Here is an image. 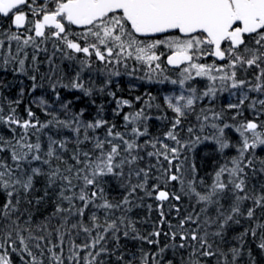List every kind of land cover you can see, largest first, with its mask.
Instances as JSON below:
<instances>
[{
    "label": "snow or ice",
    "instance_id": "obj_1",
    "mask_svg": "<svg viewBox=\"0 0 264 264\" xmlns=\"http://www.w3.org/2000/svg\"><path fill=\"white\" fill-rule=\"evenodd\" d=\"M0 17L10 18L9 26L0 28V72L26 76L32 92L42 86L34 73L48 42L62 59L79 65L68 83L50 85L56 100L57 87L92 97L93 87L81 74L93 64L108 77L100 93L121 68L129 69V61L147 69L150 82L179 88L164 96L173 116L157 117L170 122L162 137H151L147 126L146 109L155 97L123 113L120 130L101 115L102 104L85 120L84 109L73 113L72 101H61L70 113L61 119L40 97L33 102L48 117L41 121L30 106L25 115L18 112L23 88L17 98L0 96V132L8 133L0 135V264H15L14 257L21 264H238L249 238L264 253V182L259 188L251 182L264 176V98H259L264 96V0H0ZM165 65L179 70L177 78L166 74ZM196 80L206 83L198 89ZM225 91L239 92L238 102L227 104L229 118L211 107L197 111L205 99L211 102ZM107 95L116 100L115 116L133 107L112 91ZM246 101L253 118L244 116ZM193 114L197 124L185 130ZM53 129H66L75 138L71 163L63 157L68 139L45 132ZM184 131L187 139L180 135ZM41 135H47L46 148ZM206 143L222 161L210 182L199 176L194 162L185 166V153ZM37 179L44 190L33 197ZM172 184L180 186V194L169 189ZM106 185L120 191L119 200L110 198ZM145 197L157 202L159 220L143 234L131 213L145 206ZM183 197L193 207L181 215ZM52 198L54 210L42 222L23 206ZM147 208L150 214L152 205ZM173 212L175 223L168 219ZM242 222L247 226L228 243V233ZM122 239L139 242V255L126 259ZM247 256L248 264H257L250 249Z\"/></svg>",
    "mask_w": 264,
    "mask_h": 264
},
{
    "label": "trees",
    "instance_id": "obj_2",
    "mask_svg": "<svg viewBox=\"0 0 264 264\" xmlns=\"http://www.w3.org/2000/svg\"><path fill=\"white\" fill-rule=\"evenodd\" d=\"M9 20H10V18L0 17V28H7L9 26ZM53 53H54V50L52 48H50V51H48V54L53 55ZM53 57H56V56L53 55ZM36 63H37V66L39 68V71L34 73V74L37 75L38 83L42 86L38 87L35 92L31 91L32 81H30L26 76H18L16 74H14L11 70H9L8 72H0V82H2V84L11 85V87L0 86V96L7 97V99L11 100L13 98L19 97V90L21 88L24 89V95L22 97L23 103L18 108V112L21 115H25V113H24L25 107L30 106L33 109V111H35L37 113V115L39 116L41 121L48 119V117L44 116V114L40 110V108L37 107V104L33 102V101L38 102V99L40 97H43L45 100H47L48 103L51 105L52 109L55 110L57 113L61 112L60 115L63 117L65 115H69L70 113H63L64 111L60 107L61 101L71 100L72 101V104L70 105L71 112L74 113V112H78L81 109H84L85 114H84L83 119H85V120H88V119L95 117L97 107L102 104L104 107V111H103V113H101V115L105 119H108L110 122L115 123L117 125L118 129L123 130V120H122L123 113L121 114V116H115L112 107H109L107 105L105 96L100 95L98 92L97 93L94 92V95L92 97H86L81 92L70 91V90L65 89V88L57 87L56 91L59 92V94H60V100H56L55 93L52 91L50 85L53 83H57V82L68 83L69 80L71 78H73L74 75L72 76V74H70L67 70H65V71L61 70L62 72H60L57 69L58 67L51 66V65H50L51 66L50 67L49 64H47V63H42V62H36ZM28 64H29V67H31V58L29 59ZM57 65H59V64H57ZM165 67H166V65H165ZM30 74H33V73L30 72ZM248 78L249 79L252 78L250 74H249ZM103 84H104V82H103ZM99 86H100V88H102V82L98 79L96 81V84H94L92 86L93 91H95V89L96 90L99 89ZM109 90L112 92L122 93V92H128L129 88L123 84L120 85V83H119L118 85H111V87L109 86ZM141 90H143L145 93V95L142 99V103H140V107L142 108V107H145V101L148 97H157V95H158L157 92L159 91V88H156V87H150L149 88L145 83L143 85V88H141ZM258 95H256V93H251V98L252 97L257 98ZM102 96H104V97L102 98ZM77 97H79V99H77ZM106 97H108V96H106ZM262 97L263 96H260L259 98H262ZM92 100H95L96 103L92 104L91 103ZM155 105H157V104H154V106ZM159 105L162 109H166L164 103H162L161 101H160ZM206 105L207 104L202 103L201 105L198 106L197 111H199V107H211V108L214 107V105H211V104L207 105V106ZM146 111H147L148 115L151 117V119H149V122L147 124L149 127V133L151 134V132L154 131V128H156V126H155L156 121L155 120L159 115H161L159 113L161 111L158 112L156 110L153 111L151 109H146ZM217 111H223L225 113L226 118H228L227 117V114H228L227 108H226V106H224V104L217 107ZM230 112H232V111H230ZM161 113H163V112H161ZM166 115H167V117H169V119L173 116V114L171 112H166ZM244 116L248 117V118H253L252 116H250L248 110H246V112L244 113ZM193 118H195V114L190 116V119H193ZM187 125H188L187 122H185L184 126H187ZM65 130L66 129H61V130L57 131V130L53 129L51 131L45 130V132L52 135L53 138L57 139V140H61L63 138L73 139V138H71L72 135L67 134L65 132ZM102 132H103V129L99 130L98 133H102ZM164 132H165V130L163 132H161V134H163ZM0 135H8V133L5 130V131L0 132ZM41 142H42V144H44V146L46 148L47 147V135H41ZM67 147H68V151L63 153V157L65 160H68L69 163H71L70 156L72 154V150L76 147L75 142L70 141L67 144ZM4 155H6V154H4ZM261 156L264 157V153H261ZM192 162H194L196 164L199 176L204 177L206 182H210L211 181V175H212L214 169L222 161H221V158L219 157V155L214 152L213 146L210 145L208 147L206 146L205 149H202L200 152L194 153L189 158L188 161H185V166L187 167V165L189 163H192ZM256 179H260V180H262V182H264V176H262V175H257L256 177H254L252 179L251 182L253 183ZM171 186L173 187V189H175V192L177 194H180V191L179 192L176 191V187L180 188L179 185L172 184ZM35 187H36V191L32 194V196L33 197H39L40 195H42L43 190H44V181L42 179H37ZM106 190L108 191L110 198L113 199V197H116L117 199H115V200L120 199L121 193L114 186L106 185ZM2 198L3 197L0 196V200H2ZM54 203H55L54 198H52V199H48L44 202H41V204H39L35 207L29 206V205H23V206L29 208V210L33 214L34 221L42 222L46 217L51 215L52 211L54 210ZM142 203L145 206L140 208L141 213L138 216V219H136V217H135V219L139 221L138 223H140L138 225V226H140V228H139L140 231L143 234H146L148 231H150V228L153 227L154 224L158 223L159 215H158V212L156 210V204H157L156 201H154L153 199L145 197V199L142 201ZM148 204L152 205V211L150 214H149V210L147 208ZM180 206H181V215H183L186 210L192 209V205L190 204V202H188L186 197L182 198V200L180 202ZM174 217H175V213L173 212L168 217V219L172 220V222L175 223ZM53 222L55 223V221H53ZM246 226H247V224L242 222L241 226L235 227L232 230H230V232L228 233V239L231 238L234 233L240 232L243 229V227H246ZM161 242L162 243L167 242V238L161 239ZM257 243H258V241H256V240H252L251 238L248 239V242L245 245V255H243L241 257L238 264H248L249 258L247 256V251L249 249L252 251V257L257 261V264H264V253H262L256 247ZM121 244L123 245L121 250L123 252H125L126 259L133 252H136L137 256L139 255V251H138L139 242H133L131 240L125 241L122 239ZM109 247H111V245H109ZM143 247L145 249L150 248V246L147 244L143 245ZM151 247H155V246H151ZM226 247L227 246H225V248ZM14 260H15V264H21L18 257H14ZM110 264H111V262H110Z\"/></svg>",
    "mask_w": 264,
    "mask_h": 264
},
{
    "label": "rangeland",
    "instance_id": "obj_3",
    "mask_svg": "<svg viewBox=\"0 0 264 264\" xmlns=\"http://www.w3.org/2000/svg\"><path fill=\"white\" fill-rule=\"evenodd\" d=\"M47 48H48V51H50V48H52L51 42H48ZM27 51H28L29 59H30L31 56H32L33 50L32 49H28ZM48 51L47 52H40V53H38L37 62H42V63L49 64L48 61H49V59H51V64H49V66L51 65V66L58 67L57 69L60 72H62L61 70H63V71L67 70L70 74H72V76L73 75L75 76L76 72L79 71V65L75 61H68V60L62 59V56L57 55L56 54L57 52L54 51V53L57 55L56 56L57 57V60H56L55 59L56 57H53V55H55V54H53V55L52 54H48ZM164 51H166V50H164ZM164 59H166V57ZM57 64H59V65H57ZM129 65H130V67H129L128 70H125L123 68L120 69V71H121V75L120 76H118V77H112L111 78L112 79L111 85H116V84L118 85L119 83H120V85L121 84L131 83L133 85V88L136 89V90H138V89L143 88V85L146 83V85L149 88L150 87L159 88V91L157 92V94L158 95L162 94L163 97L165 95H172V94H175V93H178L179 92V88L177 86L171 85L170 83L159 84V83H155V82H150L149 79H148V77L146 76V72L148 70L145 69V68H143V67H140L139 65H135L133 61H129ZM133 66H135L137 68V71H135V72H131L130 71L131 67H133ZM98 68H99V65L94 64L92 69L85 70L81 74V76H82V79H84L86 82H89V84H91V86H93L94 84H96V81L99 79L102 82V87H104L103 82L108 77H106V75H104L100 71H98ZM166 68H167L166 74L168 76H170L173 79L177 78V75L176 74L179 71L178 69L172 70V69H169L168 66H166ZM156 78L157 77H155V75H153V80H155ZM118 81H119V83H118ZM192 83L195 86H197L198 89H200V88H202L204 86V84L206 82L205 81H202V80H196V81H192ZM111 85H109V86L111 87ZM109 86L105 89L106 94L109 91ZM99 88H100V86H99ZM96 91L100 95L103 94V93H100L98 91V89L97 90L95 89L94 92H96ZM231 91L235 92L237 90H231ZM256 95H258V94L256 93ZM249 96L251 97V93H249ZM149 98H147L146 101L149 100ZM262 98H264V96ZM238 99H239V92H237V95L233 96L230 91H225L222 94H217L216 99L215 100H212L211 102H209L207 99H205V100H207V105H210V104L211 105H214L213 108L217 111V107H219L220 105L224 104V106H226V108H227V104H229V103H237L238 102ZM139 101L140 100H138L137 102L138 103H142V100L140 102ZM152 103H153V101H152ZM108 106H110V105H108ZM115 106H116V104H115ZM150 109L153 110V111L156 110L158 112L159 111L163 112V113L159 112L161 114L159 116L165 115L166 112H170L169 110H167V108L166 109H162L161 107L157 108L155 106H153ZM134 110H138V109H134ZM134 110H132V111H134ZM246 110H248L250 116H252L251 111L248 109V102L247 101L245 102V105H244V113L246 112ZM132 111H128V112H132ZM58 113L60 115L61 112H58ZM63 113H65V112H63ZM227 113H228L227 114V117L228 118L233 114V112H230L228 109H227ZM67 116L68 115H65L64 117L61 116V119H65V118H67ZM261 119H264V116H262ZM155 121H156L155 122L156 128H154V131L151 132V134L150 133L149 134H150L151 137H157V136H161L162 137L163 134H161V132H163L164 130L165 131L168 130V128L170 127V122H169V120H160V119H157V118H156ZM148 122H149V120L147 121V124H148ZM229 122H231V121H229ZM187 124H188L187 126H184L185 130H186V128L188 126L195 127L196 124H197L196 118L190 119V116H189L188 121H187ZM148 130H149V127H148ZM65 132L67 134L72 135V133L69 132L68 130H65ZM97 134H102V133H97ZM180 135L182 137H184L185 139H187L186 131L181 132ZM71 138H73V139H68L67 138L68 139V143L70 141H75V138L73 137V135H72ZM63 139H65V138H63ZM169 143H171V141H169ZM210 145L211 144H208V143L202 144L199 147H197L194 152H190V153L186 152L185 154L190 158L194 153L200 152L202 149H205L206 146L208 147ZM232 154L234 155L235 153L233 152ZM261 183H262V180H260V179H256L253 182V184H255L257 186V188H259V186H260ZM168 187L170 188L171 191H175V189H173V187L171 185H169ZM178 188L179 187H176V191L179 192L180 191V188L179 189ZM113 199H117V198L116 197H113ZM186 199L188 200L187 197H186ZM188 202H189V200H188ZM192 207H193V205H192ZM140 213H141L140 208L135 209L131 213L132 218L137 222V224H138V220H136V219H138V216L140 215ZM135 217H136V219H135ZM228 243H233L234 244L235 241L231 237V238L228 239ZM225 246H228V245L227 244H222V247H225Z\"/></svg>",
    "mask_w": 264,
    "mask_h": 264
},
{
    "label": "flooded vegetation",
    "instance_id": "obj_4",
    "mask_svg": "<svg viewBox=\"0 0 264 264\" xmlns=\"http://www.w3.org/2000/svg\"><path fill=\"white\" fill-rule=\"evenodd\" d=\"M51 46H52V42H51ZM52 49L55 51V49L52 47ZM57 55H60V56H62L61 55V53H59V52H57L56 53ZM54 55V56H57V55ZM56 60H57V57H56ZM212 60H213V58L212 57H209L208 58V60H207V62L208 63H211L212 62ZM94 65V64H93ZM119 82V81H118ZM117 85V84H116ZM123 85H125L126 87H128L129 88V90H128V92H122V93H117V92H114L115 93V95H116V99H122V100H128V101H130L131 103H132V106L133 107H131V108H129V107H124V109H123V112L122 113H127L128 111H132V110H134V109H139L140 108V103H138L137 101V97H140V101L143 99V97H144V95H145V93H144V91L143 90H141V89H138V90H136V89H134L133 88V85L131 84V83H127V84H123ZM141 88V87H140ZM110 91V90H109ZM95 93H97V91L95 92ZM102 95H104L105 96V98H106V103H107V105H110L109 107H112V109L114 110L115 109V104H116V100H114L111 96H109V95H107L106 94V91L102 94ZM104 96H102V98L104 97ZM106 96H108V97H106ZM149 98V97H148ZM156 99L153 101V105L154 104H157V105H159L160 104V101L162 102V103H164V97H163V95L162 94H160V95H157V97H155ZM139 101V102H140ZM206 102H207V100H206ZM115 103V104H114ZM160 106V105H159ZM166 107V106H165ZM139 222V221H138ZM140 223H138L137 224V228L139 229L140 228V226H138ZM142 226V225H141ZM150 230H152V227L150 228ZM163 238H166V237H164V236H161V239H163Z\"/></svg>",
    "mask_w": 264,
    "mask_h": 264
},
{
    "label": "water",
    "instance_id": "obj_5",
    "mask_svg": "<svg viewBox=\"0 0 264 264\" xmlns=\"http://www.w3.org/2000/svg\"><path fill=\"white\" fill-rule=\"evenodd\" d=\"M170 67V66H169ZM171 68V67H170ZM174 69V68H173Z\"/></svg>",
    "mask_w": 264,
    "mask_h": 264
}]
</instances>
